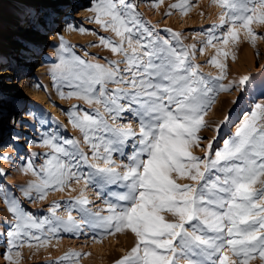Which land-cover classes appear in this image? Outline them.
<instances>
[{
    "label": "snow or ice",
    "instance_id": "1",
    "mask_svg": "<svg viewBox=\"0 0 264 264\" xmlns=\"http://www.w3.org/2000/svg\"><path fill=\"white\" fill-rule=\"evenodd\" d=\"M217 2L222 10L220 24L212 29L226 31L218 36L209 30L206 44L212 45L214 40L223 44L235 41L238 27L254 42L258 34L252 24L264 26V0ZM188 6L171 7H181L183 11ZM95 12V22L121 38L116 43L101 37V43L124 59L108 61L110 66L104 67L73 56L71 60L61 58L56 69L64 82L75 85L67 98L102 103L113 119H123L129 114L139 123V131H133L130 125L111 128L98 109L89 113L73 105L69 109V122L90 145L91 158L102 160L107 166L89 163V155L79 149L74 139L46 132L39 142L51 152L45 153L46 163L39 171L29 162L28 170L40 179L39 183L32 182L21 189L25 197L33 199L35 191L36 198L43 199L47 191L62 190L82 179L86 186L98 191L110 185L121 187L123 191L107 201L103 210L107 211L106 216L87 210L85 206L90 202L83 196V190L81 198L70 202L78 206L82 223L71 212L67 220L55 217L58 203L53 205L52 213L65 232L81 233L87 227L100 228L109 235L133 234L134 246L117 264H179L180 259L186 264H249L257 256L264 262V79L257 82L253 76L244 75L225 85L220 81L225 78L226 65L216 57L210 62L222 70L221 75L215 78L203 75L191 62L187 49L176 46L179 34L172 33L171 41L161 37L140 18L135 5L128 0H99ZM54 14L26 8L17 17V23L22 29L40 34ZM2 35L0 16V40ZM56 35L59 44L54 47L68 52L63 38L59 33ZM125 41L131 53L124 48ZM218 55L227 58L229 53L218 50ZM122 63L126 65L124 69L119 68ZM56 75L54 72V78ZM109 83L123 87L109 89ZM232 91L239 93L233 104L246 92L258 91L259 96L252 100V108L235 134L223 141L222 149H217L214 156L209 155L213 144L209 141L203 158L194 155L192 149L204 139L199 135L207 127L204 116L220 92ZM61 98H65L63 93ZM11 123H16L14 118ZM101 128L110 132L111 137L101 140ZM219 129L220 125L214 131L218 134ZM114 153L129 161L123 166L122 175L113 167ZM178 179L195 183H178ZM0 199L16 220L7 233L12 248L20 246L16 241L21 237L46 242L33 236L31 228L41 229L48 223V231L53 235L58 230L47 218L38 222L17 207L16 198H10L2 186ZM19 255L17 251L16 256ZM80 256L68 253L64 260ZM5 258L15 264L11 255Z\"/></svg>",
    "mask_w": 264,
    "mask_h": 264
},
{
    "label": "rangeland",
    "instance_id": "2",
    "mask_svg": "<svg viewBox=\"0 0 264 264\" xmlns=\"http://www.w3.org/2000/svg\"><path fill=\"white\" fill-rule=\"evenodd\" d=\"M17 1L19 0H0V12L5 11L8 6H12ZM68 2V5L58 13L53 28V31L63 38L69 48L68 52H62L59 47H54L59 44V39L57 37L49 40L50 32L46 30V40L43 41L34 63L26 72H20L14 66L10 67L8 61L0 63V172L5 173L0 175V186L10 198H16L17 207L38 222L47 218L58 229L53 235L48 231L50 227L48 223H45L41 229L31 228L29 231L33 236H39L41 241L46 242L41 243L35 239L21 237L16 241L20 246L12 248L8 244L7 233L16 220L6 210L8 206L3 199H0V264H11L5 258L8 255L12 256L15 264H56V262L117 264L134 246V235L130 232L109 235L100 228L89 230L87 227L83 228L81 233L65 232L60 225L56 224L52 214L53 205L58 203V207L55 208V217L67 220L71 212L72 217L82 223L81 213L77 210L78 206L70 202L81 198L83 190V196L90 202L85 206L87 210L106 216L108 213L103 210L107 207V201L123 191L117 185L103 187L98 191L91 185L86 186L82 179L78 183L73 181L65 185L62 190L47 191L43 199L36 198L37 194L33 191L31 200L26 198L21 190L29 183H39L40 178L28 170V164L31 162L39 171L46 163L45 153L51 152V149L39 142L41 135L46 132L56 133L63 139H74L79 149L89 155V163L97 164L99 167L107 166L102 160L91 158L90 145L85 143L83 134L69 122V109L73 105H79L81 109L89 113L98 109L111 128H125L130 125L133 131L137 133L139 131V123L129 114H125L123 119H113L102 103L89 104L76 97L67 98V94L75 90V85H69L59 77L56 65L61 58L71 60L73 56H78L87 62L104 67L110 66L108 61L124 59L122 54H113L110 47H105L101 43V37L109 38L116 43H119L121 38L116 36L110 28L105 30L95 22V9L99 0H84L83 3H79V6L78 3L74 4V0H68ZM128 2L135 5L140 18L161 37L171 41L172 33L179 34V44L176 46L187 49L191 62L198 66V71L203 75L213 78L221 75L222 70L210 62L213 57H216L226 65L223 69L225 78L220 81L225 85L244 75L253 76L257 82L264 79V26L252 24V28L258 34L254 42L247 37L243 28L238 27L235 41L229 40L228 44H223L222 41L214 40L212 45H207L209 30L218 36L226 31L224 28L212 29L213 25L220 24L222 10L217 0H128ZM172 5L190 6L182 11L181 7L173 8ZM66 11L69 15L65 13ZM104 19L110 18L104 17ZM17 28L18 24L10 30L9 39L17 40L14 32ZM80 28L87 31L77 30ZM166 29L171 32L165 31ZM172 42L175 44V41ZM124 48L131 53L126 41ZM218 50L228 52V57L218 55ZM16 52L14 57L18 59L20 49ZM125 67L123 63L119 65L120 69ZM54 72L57 73L55 78ZM24 75L29 77L27 93L21 84V78ZM8 83L12 84L8 90L11 96L21 91L17 107H13L11 101L13 98L8 96L9 93L6 90ZM107 87L115 89L123 86L109 83ZM61 93L65 98H61ZM238 96L239 93L236 91L220 92L216 96L211 110L204 116L207 127L199 133L204 139L199 142V147L192 149L194 155L203 158L209 141H213L209 155L214 156L217 149H222L223 141L235 134L245 119L246 113L252 108V100L259 96V92H246L240 96L237 103L233 104ZM80 115H83V112H80ZM13 118L16 121L14 125L11 123ZM218 125L220 129L217 134L214 129ZM99 136L101 140H104L110 138L111 133L101 128ZM15 137L19 139H14ZM127 153H131V148L127 149ZM103 154L101 149V156ZM112 160L114 169L122 175L125 171L123 166L129 161L127 158H122L119 153H114ZM177 182L195 183L187 179H178ZM256 187L259 188V185ZM21 231L23 232L24 229ZM17 251L20 254L18 257ZM68 253H80L81 256L64 260ZM179 264H186V261L180 259ZM249 264H264V262L257 256Z\"/></svg>",
    "mask_w": 264,
    "mask_h": 264
},
{
    "label": "bare ground",
    "instance_id": "3",
    "mask_svg": "<svg viewBox=\"0 0 264 264\" xmlns=\"http://www.w3.org/2000/svg\"><path fill=\"white\" fill-rule=\"evenodd\" d=\"M83 3L84 0H74V4ZM68 0H38V1H22L19 0L15 2L12 6H8L5 11L0 12L3 21V35L2 40H0V58L3 61H8L10 67H15L20 72H26L30 66L34 63L39 50L42 47V43L46 40L45 31L50 32L49 40H54L57 38L56 33L53 31L55 27L56 19L58 13L68 5ZM77 6V7H78ZM26 8L39 9L43 12H54V16L49 20L48 24L41 30L40 34H35L31 31L28 33L27 30L22 29L19 25L16 30H14L17 40L9 39L8 33L13 27H17V17L22 10ZM69 15L68 11L65 12ZM27 43V47L25 46ZM20 49L19 58L14 57L17 53L16 50ZM1 63V62H0ZM40 68V67H38ZM22 87L25 92L28 91L29 77L27 75L22 76ZM12 87V84L8 83L6 90L8 91ZM8 96L12 97L13 107H17L19 99L21 97V91L15 96H11V92L8 91Z\"/></svg>",
    "mask_w": 264,
    "mask_h": 264
}]
</instances>
